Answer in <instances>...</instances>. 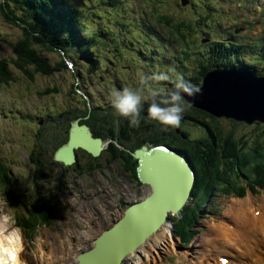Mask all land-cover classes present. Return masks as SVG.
<instances>
[{
	"label": "rangeland",
	"instance_id": "1",
	"mask_svg": "<svg viewBox=\"0 0 264 264\" xmlns=\"http://www.w3.org/2000/svg\"><path fill=\"white\" fill-rule=\"evenodd\" d=\"M2 1L0 0V57L11 62H8V66L12 71L13 78L8 82L0 83V159L2 163L5 159L6 164L13 166L14 177L11 183L7 178L8 175L1 181L9 187H0V217L4 215L14 217L16 224L13 227L20 228L18 226L20 217L27 218L30 216L31 211L28 210L26 204L19 200V194L28 203L33 199L36 203L38 202L47 208L50 214L43 217L42 222L36 224L41 226L39 227L40 231L36 233L33 240L29 239L26 232L22 231L26 246L23 260H27L31 264H53L54 262H56L55 264H66L65 260L75 258L78 252L93 244V239L103 231L104 227L110 226L115 219L120 217L119 203L122 198L125 201L128 198L121 191V185L95 184L93 186L84 184L83 186L81 180H67L72 177V174L63 177L62 180L67 181L62 182L51 175V170L38 167L35 160L32 159L35 150H38L36 147L38 140H36L35 132L42 119L41 116L45 118L46 113L66 109L69 105L75 103L77 97L86 94L89 88H84L88 85L84 82L88 71L93 69V64L89 60L90 57L84 56L83 50L86 48L82 46L83 44L73 45L71 43L69 48L63 45L64 47H56V51H49L43 49L37 43H33L32 46L48 59L52 73L36 72L33 66H29L31 71V76H29L16 65L14 66L12 59L15 56L9 42H15L22 37L23 30L6 20L1 8L4 2ZM83 1L85 2L81 6L83 23L95 33L92 36L95 40L92 44H96L97 48L104 50L101 51V56H95L94 58L105 62L104 66H100L98 71L88 79L89 82H93L91 85L93 87L90 88L92 100L89 105L100 104L98 99L108 97L106 95L107 87L99 83H103L99 76L105 75L102 70L107 68L106 63L109 64V67H112L113 62L114 67H117L121 74L120 77L124 75L125 80L134 84L135 80L130 79L128 75L137 76L139 81H142L145 79L147 72L151 73V68L145 72L144 68L134 65V57V59L130 58L132 52L138 64L145 65L149 62L148 59H146V63L142 62V57L136 56L134 52L135 49L150 48L153 43L150 35L146 32L141 30L142 38L136 33L135 28H138V24L147 31L159 33L162 44L166 48V57L174 58L177 61V56H180L177 52L182 51L181 45L173 36L171 38L165 36L164 33L167 28H162L158 21L156 23L152 22H155L156 19L150 11L149 0H117V2H122L114 6H110L106 0ZM179 2V0H158L157 4H153V13L168 15L170 18H174L176 22H182L183 19L190 20L191 17L195 19L190 24L191 33L194 32L197 36V48L200 52L198 53L199 61L193 60L188 64L191 65L190 76L196 75V71L199 70L196 63L214 68L218 61L226 62L230 57H223L219 53L235 46L240 47L238 52L243 59L246 61L253 60L258 70L260 69L261 73L264 74V0H210L209 3L208 0H190L186 6H182ZM210 3L214 7L210 8ZM121 7L122 16H120V20L127 23L124 27L117 25V19L115 18V12ZM201 14L205 17H202ZM207 19L208 23H205ZM149 24H152V26L150 27ZM194 29L199 30V32L193 31ZM128 32L134 33L129 37ZM184 32L187 33V30ZM169 33H173L171 29ZM201 38L204 42H200ZM121 39H127V42L123 44L128 52L125 54L127 58L122 57L120 52L117 51L116 43H119ZM144 39H147L150 43L147 44ZM130 41H133L134 44L129 46ZM102 42L103 45H101ZM222 42L225 44V49H214L213 51V48ZM97 43L99 44L97 45ZM204 44L207 45L206 48L203 47ZM72 46H74V50H70ZM183 46H185V43ZM67 58L74 62L73 67L63 72L56 70V64ZM161 60V64L169 65L166 59L161 58ZM110 61H112L111 64ZM150 62H152V56ZM130 64H133L137 69L129 68ZM121 65H125V67L121 68ZM182 70L181 78L184 80V73L188 70ZM80 72L83 76L77 79L75 74L77 75ZM188 76L186 82L194 84L188 79ZM74 84L79 87L78 90L80 91H73ZM163 84H166L165 81L160 80L153 86L148 85V88L165 89ZM127 87L134 88L135 86L127 85ZM34 115H38L39 119L35 121L33 119ZM220 119L214 121L215 124L227 134L240 138V141L243 139L244 148H248L253 144L254 135H258L260 139L258 143L264 141V125L247 124L225 117ZM207 120L213 128V120L209 118ZM39 128L40 130L43 129V127ZM185 129L191 134L192 138H202L205 135V127L197 123L190 122L186 124ZM9 160H12V162H9ZM3 166L5 167L4 164ZM5 169L8 173V169L6 167ZM230 174H232V184L227 187L235 186L231 189L233 194H226L223 191L225 186L222 188L217 187L206 204H199L201 207L200 214L195 223L196 228H193L198 230L196 231V234H198L195 236L192 245L182 246L179 240L173 237L175 232V229H173L172 237L177 242L174 251L165 253L163 249H158L160 252H154L151 255L152 257L145 255V259L136 264H185L190 261L192 257L190 252L199 247L197 246L199 243L196 242L197 237H206L209 234L208 224L214 221L216 223L220 222L225 217L224 211L231 200L234 198L245 199L250 195L251 188L255 187L253 183L255 176L253 181L248 182L247 180L251 178L243 179L238 170H233ZM248 175L254 174L249 173ZM86 186L91 187H89L90 189L82 188ZM242 189H246V195L236 196L235 194ZM106 191L109 197L102 195L103 200L92 198L96 193L103 194ZM147 191L146 186H142V192H140V188H135L131 199L136 200L139 196H144ZM253 193L251 194L256 197V203H260L264 198V190ZM195 200L198 199H192L188 206L191 207L192 204L194 206ZM212 207L215 211H211ZM48 218L50 220L47 223ZM173 228H176L174 221ZM158 234L159 232L155 236ZM200 244H202L201 241Z\"/></svg>",
	"mask_w": 264,
	"mask_h": 264
},
{
	"label": "trees",
	"instance_id": "2",
	"mask_svg": "<svg viewBox=\"0 0 264 264\" xmlns=\"http://www.w3.org/2000/svg\"><path fill=\"white\" fill-rule=\"evenodd\" d=\"M4 1V2H3ZM2 2V12L7 21L10 23L21 27L23 30V36L18 38L15 42H9L12 52L15 57L12 59V64L17 66L23 72H26L31 76V71L29 66H33L36 72L43 74H51L52 68L46 56L43 57L38 49H35L32 46L33 43H37L42 46L43 49L49 51H56V47H64L69 44L73 45H82L86 48V56L89 58L92 56L90 48L93 50L97 48L96 44H92V36L95 35L93 31L88 29L83 23L82 8L81 6L85 4L83 0H3ZM110 6L119 4L122 1L117 2V0H106ZM158 0H149L150 11H152V16L156 19L155 22H159V25L162 28H167L165 35L167 38L173 36L181 45L182 51L179 53L178 63L183 67L191 70V65H188L189 62L195 60L199 61L198 48H197V36L195 33H191V25L195 20L191 17L190 20L183 19L182 22H176L174 18H170L168 15H158L153 13V4H157ZM210 0H208V3ZM124 7V6H123ZM209 7H214L213 4H209ZM122 7L115 12V18L120 19L122 16ZM121 14V15H118ZM157 15V16H156ZM205 17V15H202ZM185 18V17H184ZM119 21V20H118ZM151 22V21H150ZM117 25L125 26L124 21L117 22ZM205 23H208L205 20ZM152 26V24H149ZM173 33H169L170 29ZM169 29V31H168ZM145 32L147 30L143 29ZM187 30V33L184 31ZM92 33H91V32ZM193 31L199 32V30L194 29ZM134 32H131L133 35ZM105 36V34H103ZM151 40L153 41V47L155 50H159L161 47L159 45L160 40H157L156 35L160 34L149 33ZM190 35V36H188ZM160 37V36H159ZM199 39V37H198ZM51 42L52 44H50ZM162 42V41H161ZM201 42V39H200ZM171 43V41H170ZM185 43V46H183ZM99 43H97L98 45ZM64 45V46H63ZM93 46H96L93 48ZM207 47L206 44L203 46ZM225 49L224 42L215 46L214 49ZM240 47L235 46L234 48L229 49V54L234 55L236 62L226 63L227 66H243L245 59L239 54L238 50ZM70 50H74V46ZM59 51V50H58ZM223 52H225L223 50ZM197 53V54H196ZM222 53V52H221ZM6 58L0 57V83L8 82L13 78L12 71L9 68V62ZM218 64L223 65L224 62H218ZM55 68L58 71H66L69 69L68 64L65 59H62L60 63L56 64ZM197 65L199 70L196 71V75L190 76L189 73L185 74L188 76L189 80L194 83L191 85L201 84L204 76L207 71L211 68L209 65ZM241 69H254V67L243 66L238 67ZM167 70V69H165ZM172 77L178 76L181 78L182 73H173L169 72ZM75 77L80 78V74H75ZM186 82L187 79L185 78ZM164 88L170 89L172 84L169 81L165 82ZM188 83V82H187ZM73 87H76L74 84ZM183 99V98H182ZM184 100V99H183ZM184 103L188 105L187 109L183 112L184 114L191 115L197 119L198 123L207 124V119H212V124L214 125L215 134L212 132V136H216V143L212 152H208V147L206 146L205 141H187L182 139L183 145L186 148V152L190 155L191 159L194 162V167L196 171V180L195 185L192 189L191 198L198 199L195 200V205L192 207L186 206L181 211V216H173V220L176 224L177 234L180 236L181 240L184 243H188L193 235L194 223L197 220V210L201 207L200 203L204 204L207 202L214 188H223L224 192L232 193L230 187L231 185V171L238 170L241 174L247 175L249 173H255L258 186H264V141H260L258 135L253 136L252 145L248 148H244L243 139L240 141V138L231 136L223 131L221 128L215 124L214 121L221 120L211 113L198 109L184 100ZM201 121V122H200ZM129 124V122H128ZM130 125V124H129ZM131 126V125H130ZM209 131V130H208ZM214 143V142H213ZM244 148V149H243ZM134 170V169H132ZM252 171V172H251ZM8 175L3 163L0 159V186L3 188L9 187L7 184L1 182V176L6 177ZM137 179V177H136ZM138 180V179H137ZM9 183V182H8ZM10 184V183H9ZM243 189L240 190L237 195L243 194ZM197 209V210H196ZM32 214L30 215L28 221L22 220L20 224L22 227H25L28 224L36 225L39 222H42L43 217L46 215H39L35 209H32ZM37 231L39 228H23Z\"/></svg>",
	"mask_w": 264,
	"mask_h": 264
},
{
	"label": "water",
	"instance_id": "3",
	"mask_svg": "<svg viewBox=\"0 0 264 264\" xmlns=\"http://www.w3.org/2000/svg\"><path fill=\"white\" fill-rule=\"evenodd\" d=\"M183 6L189 0H180ZM194 95L184 94L186 101L216 117L264 123V75L235 67H216L207 71ZM76 121L69 142L59 147L55 158L66 164L75 160L74 149L97 155L102 141L92 136L88 125ZM138 158V179L147 184L149 193L128 205L112 226L94 240L88 251L79 255L78 264H120L122 257L134 251L145 238L154 234L171 215L188 203L196 175L191 162L166 145H143L133 153Z\"/></svg>",
	"mask_w": 264,
	"mask_h": 264
},
{
	"label": "flooded vegetation",
	"instance_id": "4",
	"mask_svg": "<svg viewBox=\"0 0 264 264\" xmlns=\"http://www.w3.org/2000/svg\"><path fill=\"white\" fill-rule=\"evenodd\" d=\"M123 24H126V22ZM137 27L141 28L140 25ZM128 34L129 37L132 35L129 32ZM126 42L127 39H121L119 43H116L118 48L117 51L125 58H127L125 54L128 52L125 50L123 44ZM145 42L147 44L149 43L147 40H145ZM129 43V46L134 44L133 41ZM101 45H103V42ZM95 47L96 46H93V48ZM83 51L86 54V49ZM90 51L92 52V56H90L89 60L93 64V69L88 71L86 81L84 82L88 84L84 88H89V91L81 97H77L75 103L69 105L66 109L54 110V112L46 113L45 118L41 116L44 120L41 119L42 121H40V124L43 125V123H45V128L40 130L39 126H37L35 137L36 140H38L36 142L38 150H35V155L32 156V159L35 160L38 167L51 170V175L60 179L62 182H66L69 179H76V181L81 180L82 184L122 185L129 196L131 195L133 185H137L140 189L141 186L149 188L148 185H139L137 183L136 177L138 175L136 168L138 166V159L133 156V152L142 145L150 147L155 144H167L186 152L182 139L186 141L184 142L186 144L187 141H194L196 138H192L191 134L185 129V126L190 122L199 123L195 117L182 113L178 125L162 126L157 121L150 120L147 117V104L151 102L149 99L144 101L141 107L139 124L130 126L128 120L120 117L111 106V92L114 90L118 91L129 85L135 86L134 88L140 89L143 95H147L149 90L148 85L153 86L156 84V81L151 80L150 76L159 75L161 71L164 70V66L160 61V57H162L163 54H161V51L153 49L134 50L136 56L139 55L142 57V62L146 63V59L149 60L145 65L138 64L134 54L132 52L130 53L132 56L130 58H135V66L144 68L145 72L150 68L152 69L151 73L147 72L145 74V79L142 81H139L137 76L128 75L130 79L135 80V84L125 80L124 75L120 77L121 74L118 68L114 67L112 61H110V64L112 62V67H109V64L106 63L105 66L107 68L102 70V73L105 75L99 76L103 83H99L107 87L106 95L108 97L106 99H98L100 104L95 103L94 106L89 105L92 100L90 96L92 91L90 88L93 87L91 86L93 82H89L88 79L98 71L100 66H104L105 63L94 58L95 56H101V51H104L103 49L95 48ZM151 56L152 62H150ZM156 57H158V59H156ZM121 66V68L125 67V65ZM175 66L177 65H174V67ZM129 68L134 69L135 67L133 64H130ZM182 69H187V67H179L175 71L177 73H183ZM187 70L188 71L185 72L184 75L190 72L189 69ZM254 70L258 71L257 69ZM79 74L80 78H82L83 74L81 72ZM185 78H187L186 75ZM78 88L79 87H73V91L77 92ZM164 90L167 91V89ZM35 119L38 120L39 116L36 115ZM76 121H78L77 123L79 125L86 124L89 126L92 136L102 141V149L97 155H94L81 146L76 147L74 149L75 160L72 163L66 164L62 160H57L55 158V151L69 142L71 129ZM200 124L204 125L207 130L210 131V128L206 124L203 122ZM258 125L263 124L259 123ZM182 133H184L186 137H184ZM213 133L215 134V131H213ZM205 134L206 138L204 141L208 147L207 151L210 153L213 151L214 144L218 139L215 140L216 136L210 137L208 132H205ZM69 174H72V177L67 180H62L63 177Z\"/></svg>",
	"mask_w": 264,
	"mask_h": 264
},
{
	"label": "bare ground",
	"instance_id": "5",
	"mask_svg": "<svg viewBox=\"0 0 264 264\" xmlns=\"http://www.w3.org/2000/svg\"><path fill=\"white\" fill-rule=\"evenodd\" d=\"M168 75L172 77L170 74ZM35 116L36 115H34L33 119L36 121ZM39 127L45 128V123H43V125L39 124ZM166 146L172 151L174 150L181 154V150L167 144ZM10 161L12 162V160H9V162ZM3 162L8 169L7 178L11 183L14 177L13 166L6 164L5 159ZM14 175L16 176L15 172ZM3 179L4 177L1 176V181ZM14 191H16V189H14ZM18 196L19 200L26 204L31 214L33 212L32 209H35L39 215L47 216V214H50L47 208L40 205L38 202L36 203L35 200L32 199L31 202L28 203L22 198L21 194ZM256 201V197L251 193L245 199H232L227 209L224 211L225 217H223L220 222H211L208 224V236L197 237L198 239L196 242L199 243L197 244L199 247L195 249L196 251L190 252L192 257L190 261H187L185 264H224L223 258L227 256H229L228 258L230 261H227L226 264H264V198L260 203H256ZM29 217H20V223L22 220L28 221ZM20 223L18 226L22 227ZM157 232H159V234L155 236ZM172 235V224L170 222H165L154 234L145 238L134 251L126 253L120 260V264L141 263L142 260L145 259V255L152 257L151 255L154 252H160L158 249H163L165 253L174 251L177 242L173 239L176 235H173V237ZM95 238L93 239V243ZM200 241L202 244H200ZM92 246L93 244L88 245L87 248L81 250V252L88 251ZM24 249L25 247L23 245V250ZM81 252H78L75 258L72 257L74 259L69 258L64 262L66 264H78L80 262L79 255ZM21 259L23 264H29L27 261L23 260V255H21ZM55 263L56 262L53 264Z\"/></svg>",
	"mask_w": 264,
	"mask_h": 264
},
{
	"label": "clouds",
	"instance_id": "6",
	"mask_svg": "<svg viewBox=\"0 0 264 264\" xmlns=\"http://www.w3.org/2000/svg\"><path fill=\"white\" fill-rule=\"evenodd\" d=\"M151 79L155 81H170L172 87L164 89L150 88L147 95H143L138 88L124 87L118 91L111 92V106L115 112L126 118L131 126H136L140 122L141 107L146 100H151L147 104V117L157 121L162 126H176L179 124L182 113L188 105L184 103V94L194 95L198 88L185 82L180 77L172 78L163 73L153 75ZM16 224L14 217L4 215L0 217V264H23L21 253L23 252L22 231Z\"/></svg>",
	"mask_w": 264,
	"mask_h": 264
}]
</instances>
